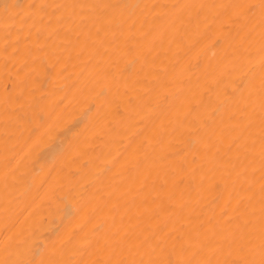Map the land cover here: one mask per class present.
<instances>
[{"label":"bare ground","instance_id":"6f19581e","mask_svg":"<svg viewBox=\"0 0 264 264\" xmlns=\"http://www.w3.org/2000/svg\"><path fill=\"white\" fill-rule=\"evenodd\" d=\"M0 264H264V0H0Z\"/></svg>","mask_w":264,"mask_h":264}]
</instances>
